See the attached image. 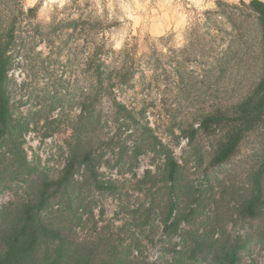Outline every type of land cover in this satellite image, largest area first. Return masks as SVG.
<instances>
[{"label":"rangeland","instance_id":"374dc122","mask_svg":"<svg viewBox=\"0 0 264 264\" xmlns=\"http://www.w3.org/2000/svg\"><path fill=\"white\" fill-rule=\"evenodd\" d=\"M240 2L0 0L5 24L14 22L15 29L7 88L16 122L13 136L0 139V224L2 211L13 213L33 200L41 180L59 179L80 148L92 153L97 179L108 187L99 189L91 171L79 165L71 187L79 193L75 210L69 192L51 199L49 210L85 246L97 248L98 260L222 264L236 245L237 264H264V204L254 216L241 214L258 176L264 189L263 135L250 133L228 161L212 165L218 139L202 130L193 137L184 133L191 124L199 127L203 109L234 102L261 76L253 17L238 22L234 38L223 43H231L230 58L212 72L207 56L218 39L190 35L209 29L196 24L197 12L218 4L237 11ZM84 21L103 28L107 48L133 47L143 64L144 72L119 93L132 118L119 115L108 97L95 100L94 78L85 71ZM216 26L231 30L227 23ZM178 68L194 87L190 98L176 101L172 95L182 88ZM166 85L176 88L171 93ZM167 150L180 165L173 181Z\"/></svg>","mask_w":264,"mask_h":264},{"label":"trees","instance_id":"16d2710c","mask_svg":"<svg viewBox=\"0 0 264 264\" xmlns=\"http://www.w3.org/2000/svg\"><path fill=\"white\" fill-rule=\"evenodd\" d=\"M236 8L237 11H226L221 4H218L216 9L203 13L197 12L194 16L196 24L205 23L209 29L200 33L192 31L190 35L218 39L217 46L207 56L212 61L208 71L212 72L221 68L230 58L231 43L225 47L223 43L229 38H234L238 22L247 15L253 17L260 34V49L263 57L261 76L243 96L234 102L212 104L203 109L197 118L200 123L199 127L196 128L194 124H191L189 132L184 131V133L193 137L199 130H202L209 136H215L218 143L211 164L217 165L228 161L238 151L247 135L260 132L263 135L262 162L264 167V0H250L249 2L241 0ZM29 10L32 11L33 8ZM219 22L227 23L231 30L216 26ZM82 28L86 49L85 71L94 78L95 100L99 101L108 97L117 106L119 115L132 118L133 110L127 107L126 102L119 100V95H123L133 84L139 72L140 74L144 72L140 58L136 57L133 47L126 46L119 51L107 48L103 28L98 23L84 21ZM14 42V22L5 24L4 16L0 12V139L12 137L16 131L11 97L7 88L9 71L13 63L10 52ZM183 51L185 52L186 48ZM110 52L114 56L112 59L108 58ZM187 52L188 50L186 54ZM190 62L188 60L187 63ZM186 69L188 73H195V70L189 66ZM176 73L179 78L178 84L182 85V88L172 97L176 101L190 98L193 83L185 81V75L179 68ZM169 88L170 90L167 91L172 93L176 86L173 88L170 85ZM116 89L118 92L115 91ZM165 153L168 179L173 181L177 177L180 165L169 150ZM92 160L90 151L77 148L68 158L63 175L59 179L43 178L33 200L19 204L13 213L2 211L0 264H113L110 261L98 260L97 248L93 245L85 246L68 231L70 226H67L63 220L61 222L62 217L53 215V211L49 210L51 199L60 193L67 192H69L67 197L71 202V204L69 202L70 209L75 210L72 203L79 193L77 187L73 190L71 187L79 165H85L91 171L99 189L108 187L97 179L96 168ZM259 177L253 199L247 201L241 210V214L245 217L254 216L257 207L264 204V189L261 187ZM179 225V219L172 223V227L176 229ZM240 249L239 246L232 245L221 258L222 264H237L240 261Z\"/></svg>","mask_w":264,"mask_h":264}]
</instances>
